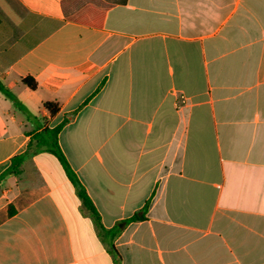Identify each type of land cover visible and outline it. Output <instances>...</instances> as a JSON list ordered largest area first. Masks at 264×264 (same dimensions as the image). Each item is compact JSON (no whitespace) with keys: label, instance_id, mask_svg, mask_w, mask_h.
<instances>
[{"label":"crops","instance_id":"1","mask_svg":"<svg viewBox=\"0 0 264 264\" xmlns=\"http://www.w3.org/2000/svg\"><path fill=\"white\" fill-rule=\"evenodd\" d=\"M0 81L32 116L0 92V176L69 119L104 227L148 204L122 264H264V0H0ZM0 264H114L49 152L1 183Z\"/></svg>","mask_w":264,"mask_h":264},{"label":"trees","instance_id":"2","mask_svg":"<svg viewBox=\"0 0 264 264\" xmlns=\"http://www.w3.org/2000/svg\"><path fill=\"white\" fill-rule=\"evenodd\" d=\"M91 26H97V28H101L102 23L100 21L99 24H91ZM22 83L32 91H35L38 88V83L32 78L22 79ZM0 92L7 99H9L15 105V107L23 111L27 115L28 119H31V114L25 109L19 99L1 81ZM43 107L51 117L56 116L60 111L59 104L56 102H46L43 104ZM69 121V119H66L61 125L54 129L44 128L42 133L32 135L27 151L14 157L11 161L10 167L0 176V186L7 177L20 175L22 172V167L28 158L42 151H46L55 155L59 159L70 181L75 186L77 195L82 202L83 208L92 218L101 240L108 248L109 253L113 256L114 264H122V258L115 247V240L123 230L121 225L125 226L130 222H139L145 220V213L148 209V204L145 206L143 211L135 214L129 220L123 221L121 224L116 225L112 229H107L104 227L100 213L88 195L86 188L71 168L58 143L59 134L64 128L65 124H67Z\"/></svg>","mask_w":264,"mask_h":264}]
</instances>
